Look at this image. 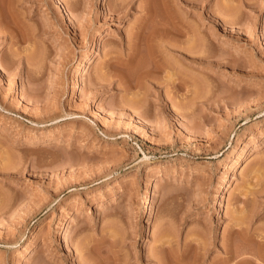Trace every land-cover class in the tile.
<instances>
[{
    "label": "rangeland",
    "instance_id": "374dc122",
    "mask_svg": "<svg viewBox=\"0 0 264 264\" xmlns=\"http://www.w3.org/2000/svg\"><path fill=\"white\" fill-rule=\"evenodd\" d=\"M227 245L264 251V0H0V264Z\"/></svg>",
    "mask_w": 264,
    "mask_h": 264
},
{
    "label": "bare ground",
    "instance_id": "6f19581e",
    "mask_svg": "<svg viewBox=\"0 0 264 264\" xmlns=\"http://www.w3.org/2000/svg\"><path fill=\"white\" fill-rule=\"evenodd\" d=\"M120 1H122V3H123V1L124 0H120ZM187 1H192V0H187ZM148 8V7H147ZM63 9V8H62ZM170 12V11H169ZM153 13V12H152ZM171 14V16L169 17V22L168 23H164V22H158V21H151L152 23H151V25L149 24V26L148 27H150V30H151V27H152V31H150V33H148L149 34V39L151 38V40H152V38L154 39H157V38H165V37H170V39H172L175 43H180L182 40H180L179 39V33L178 32H176V29H179V30H183L182 28H181V26H180V21H178V20H176V16L174 15V14H172V13H169V15ZM147 15L148 16H151V9H149L148 8V11H147ZM153 15V14H152ZM148 18H150V17H148ZM147 18V19H148ZM146 19V20H147ZM146 24V23H145ZM137 31V30H136ZM149 31V30H148ZM135 32V31H134ZM139 34H140V30L138 31V32H136L135 34H134V36L132 37V39L134 38L135 40L134 41H136L137 40V38H138V36H139ZM194 39V38H193ZM195 42V41H194ZM172 47H174L175 49H177V50H179V51H181V53H182V55H181V57L182 58H188V57H190V54H188L190 51H189V49H182V47H178L177 46V44L176 45H174V44H172L171 45ZM204 46H207V45H205V44H203V46L201 45L200 47H199V50L197 51V52H204L205 51V47ZM189 52H188V51ZM134 51V50H133ZM149 52H151V54H152V51H149ZM186 52H188V53H186ZM154 54V53H153ZM150 55V54H149ZM148 55V56H149ZM150 57H153V56H151L150 55ZM108 61H110V60H108ZM155 61V60H154ZM128 62V64H130L132 61L131 60H129V61H127ZM108 63V62H107ZM157 63H155V65H156ZM159 64H162V63H159ZM158 64V65H159ZM158 65H157V67H158ZM163 65V64H162ZM156 66H155V68L156 69H159L161 66H159V68H157ZM89 71V67H87L86 68V72H88ZM157 71V70H156ZM155 73V72H154ZM142 74V73H141ZM139 75V74H138ZM169 77V76H168ZM171 79H173L172 80V82H178V83H180V84H185V79L183 78V77H177L176 79L175 78H171ZM28 144L30 145V144H32V141H29L28 142ZM241 162H242V156H238L237 157V159H236V164L235 165H238L239 163L241 164ZM239 166V165H238ZM154 198V195L152 194V199ZM241 231V230H240ZM244 233V232H243ZM242 233V234H243ZM242 236V240H250L249 238L250 237H248V236H246V235H241ZM263 242V241H262ZM229 244V243H228ZM83 246V245H82ZM228 246V245H227ZM229 248L228 249H226L227 250V253H229V255H228V257H227V259H231L232 257H235V259L237 258V256H240V254H241V252L242 253H244V251H247V250H242L241 252H239L238 250H234L231 246H228ZM82 248V247H81ZM85 248H87V247H85ZM111 250V255L110 256H113V257H111L110 259H113V260H109L108 258H100V256L98 257H93V254H91L90 252H88L87 251V253L84 255V256H86L85 258H84V260L82 261L83 262V264H118L117 262H115V259H116V257L118 256V253H117V251H116V249H110ZM109 250V251H110ZM254 251V250H253ZM252 251V252H253ZM263 250L261 249V250H257V252L254 254V252H253V254L254 255H251V256H255L254 258L253 257H240V258H237L235 261H233L234 263L233 264H259V263H257L256 262V260H259L256 256H264V254H263V252H262ZM85 253V252H84ZM94 254H96V253H94ZM98 255V254H97ZM109 256V255H108ZM148 256H150V258H152V257H154V258H157L158 259V262L160 263V264H169V263H167L166 261L167 260H164V259H162V258H160V257H155V256H168V255H148ZM170 256V255H169ZM172 256H188V254H184V253H182V254H180V255H172ZM192 258H191V261H190V264H198L197 263V260H198V256H202V254H199V253H192ZM111 261H114V262H111ZM82 264V263H81Z\"/></svg>",
    "mask_w": 264,
    "mask_h": 264
}]
</instances>
